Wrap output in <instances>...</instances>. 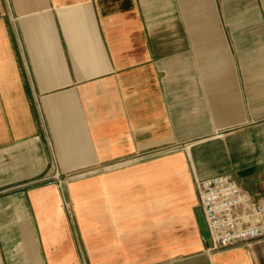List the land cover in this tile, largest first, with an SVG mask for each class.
Listing matches in <instances>:
<instances>
[{
	"label": "crops",
	"instance_id": "crops-1",
	"mask_svg": "<svg viewBox=\"0 0 264 264\" xmlns=\"http://www.w3.org/2000/svg\"><path fill=\"white\" fill-rule=\"evenodd\" d=\"M217 176L264 203V0H0V264H264Z\"/></svg>",
	"mask_w": 264,
	"mask_h": 264
},
{
	"label": "built area",
	"instance_id": "built-area-1",
	"mask_svg": "<svg viewBox=\"0 0 264 264\" xmlns=\"http://www.w3.org/2000/svg\"><path fill=\"white\" fill-rule=\"evenodd\" d=\"M196 185L213 252L264 239V203L247 193L231 176L199 180Z\"/></svg>",
	"mask_w": 264,
	"mask_h": 264
},
{
	"label": "rangeland",
	"instance_id": "rangeland-1",
	"mask_svg": "<svg viewBox=\"0 0 264 264\" xmlns=\"http://www.w3.org/2000/svg\"><path fill=\"white\" fill-rule=\"evenodd\" d=\"M55 166H56V165H55V161H51L50 168H51V169H54V168H56ZM85 175H87V174H82V175H80V178L85 177ZM43 181H44V182L46 181L47 183H49V182L68 183L67 181L70 182L71 180H68V178L65 177V176H64V177L59 176V175L55 172V174H53L51 177H47V178H45Z\"/></svg>",
	"mask_w": 264,
	"mask_h": 264
}]
</instances>
